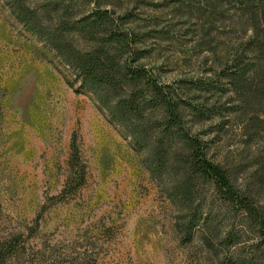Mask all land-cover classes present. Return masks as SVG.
<instances>
[{
	"label": "rangeland",
	"instance_id": "obj_1",
	"mask_svg": "<svg viewBox=\"0 0 264 264\" xmlns=\"http://www.w3.org/2000/svg\"><path fill=\"white\" fill-rule=\"evenodd\" d=\"M237 8L235 0H0V264H264L257 224L187 163L188 140H201L264 216V96L240 92L249 100L240 104L220 79L251 35ZM94 10L128 37V79L140 83L141 71L151 81L124 115L47 39L67 24L84 47L79 25ZM154 82L177 105L179 126L167 128L175 119Z\"/></svg>",
	"mask_w": 264,
	"mask_h": 264
},
{
	"label": "trees",
	"instance_id": "obj_2",
	"mask_svg": "<svg viewBox=\"0 0 264 264\" xmlns=\"http://www.w3.org/2000/svg\"><path fill=\"white\" fill-rule=\"evenodd\" d=\"M235 1L238 7L236 15L245 20L251 35L245 42L239 43L232 56L223 63L220 79H226L230 88L222 90H232L239 95L240 92H246L249 96H264V0ZM79 26L80 35L85 41L84 47L77 45L73 27L67 24L46 33L47 39L61 59L77 71L84 85L94 92L112 113L124 115L136 109L137 94H141L143 88L150 87L151 81L141 71L133 73L140 79V83L135 84L128 79L131 71L123 60L129 46L127 35L121 32L120 26L109 12L103 10H94L81 20ZM152 87L175 119L166 123L167 128L179 126L181 123L176 112L177 105L157 83L154 82ZM106 90L119 94L121 99L111 103L108 95H103ZM239 100L240 104L249 103L242 95ZM240 104L235 106L239 107ZM188 146L190 152L187 163L190 165L191 174L215 181L224 200L246 212L264 237L263 213L248 197L235 189L230 175L222 166L207 158L201 140L189 139Z\"/></svg>",
	"mask_w": 264,
	"mask_h": 264
}]
</instances>
